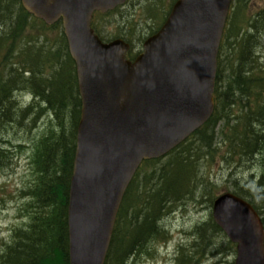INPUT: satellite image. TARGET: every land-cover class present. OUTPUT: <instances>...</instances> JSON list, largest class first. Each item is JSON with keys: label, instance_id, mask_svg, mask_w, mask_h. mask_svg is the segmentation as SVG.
I'll list each match as a JSON object with an SVG mask.
<instances>
[{"label": "water", "instance_id": "1", "mask_svg": "<svg viewBox=\"0 0 264 264\" xmlns=\"http://www.w3.org/2000/svg\"><path fill=\"white\" fill-rule=\"evenodd\" d=\"M127 0H20L47 26L61 21L75 66L80 119L69 183V264H104L122 199L142 161L165 156L212 115L217 54L230 0H177L133 62L122 40L103 43L95 12ZM212 218L236 244L234 264H264L256 212L226 194Z\"/></svg>", "mask_w": 264, "mask_h": 264}, {"label": "trees", "instance_id": "2", "mask_svg": "<svg viewBox=\"0 0 264 264\" xmlns=\"http://www.w3.org/2000/svg\"><path fill=\"white\" fill-rule=\"evenodd\" d=\"M174 1L163 0L158 12L150 10L158 20L156 30ZM101 16L95 15L92 23L101 40L120 37L132 49L139 48L143 39L138 38V44L131 41L134 36L128 29L123 32L117 28L112 35L102 32L103 26L97 25ZM247 21L245 16L242 23ZM257 21L251 22L256 29ZM260 24L259 28H264V19ZM239 29L237 26L234 42L225 43L224 38L219 49L215 111L193 136L195 142L204 144L196 146L191 139L164 161H147L140 166L122 201L105 264H127L144 244L140 237L165 234L159 217L168 204L192 196L195 190L204 192L202 188L208 183L197 161L201 159L205 166L214 162L219 149L213 145L218 137L220 147L226 148L223 161L254 162L255 156L264 154V66L253 54L255 46H247L250 43L245 35L240 39ZM17 93H29L35 102L22 108L16 101ZM79 108L74 66L59 25L47 27L33 19L19 0H0V133L17 122L35 128L37 121L50 116L45 132L34 144V180L25 205L28 222L13 231L9 243L1 245L0 264H68L66 205ZM0 143L5 142L0 139ZM3 153L4 145L0 146V156ZM261 196L264 202V193ZM207 231L219 230L209 220L196 227L194 234L204 238ZM185 255L180 251L177 260ZM187 257L191 260L193 256Z\"/></svg>", "mask_w": 264, "mask_h": 264}, {"label": "rangeland", "instance_id": "3", "mask_svg": "<svg viewBox=\"0 0 264 264\" xmlns=\"http://www.w3.org/2000/svg\"><path fill=\"white\" fill-rule=\"evenodd\" d=\"M162 2L163 0H130L120 10L101 16L97 22L98 28L103 26L102 32L106 31L105 33L110 35L114 34L117 28L123 32L128 29L130 34L134 36L131 41L138 44V38L144 39L149 36L153 29L156 30L158 20L155 13L154 17L152 16L150 10H157L156 12H158V7L162 5ZM235 4H239L237 0ZM252 12L254 20L257 19L262 23L264 0H249L246 13L251 14ZM245 16L244 14L243 17L245 18ZM258 21L256 23L259 27L261 24ZM233 25L239 26L238 20ZM243 31L245 40L250 43L247 46H252V48L255 46V55H258L259 62L264 66V30L260 34L259 41L254 36L253 29L249 30V33L246 29ZM120 34L122 35V33ZM17 98H20V94H17ZM49 119V117H44L39 122L37 121L35 128L31 125L25 126L26 122L22 125L17 122V124L7 125L2 129L3 133L0 138L8 142L0 143V146L4 145L5 149L11 151L9 152L11 153L9 163L6 164L7 161L5 162L0 158V240L3 244L10 241L13 231L18 228L22 229L26 225L27 220L24 216L27 217L28 213L24 204L29 201L27 189L34 179L29 166V157L34 143L45 132ZM219 141L220 138L218 137L216 145L219 150L213 163L205 166L201 159L197 161L199 172L201 170L203 175H207L216 187L210 195L215 192H224L225 189L232 190L235 185L234 181H236L237 188L248 190V193H255L252 196L257 199L259 206L253 199L247 198V200L264 213V202H262L261 196L264 193V154L255 156L254 162L244 161L240 165L226 166L219 162L226 151L225 147H220ZM195 144L202 146L204 141L195 142ZM3 155L9 156L7 153H3ZM201 165H203L202 168ZM250 177L252 178L250 179ZM199 191L195 190L192 196L189 195L168 204L165 212L159 217L162 230L167 231V235H150V239L140 237L144 244H140L137 252H133V257L127 264H173L172 261L176 259L174 254L181 248L184 249L185 252L183 253L186 255L198 259L197 264H232L234 262L233 249H230L227 239L222 235L213 231H207L204 238H199L197 233L192 235V230L194 231L195 227L207 222L211 214L206 196L201 197ZM168 240L170 241L168 242ZM2 251L0 254L3 253ZM179 264H189V261L186 259Z\"/></svg>", "mask_w": 264, "mask_h": 264}, {"label": "bare ground", "instance_id": "4", "mask_svg": "<svg viewBox=\"0 0 264 264\" xmlns=\"http://www.w3.org/2000/svg\"><path fill=\"white\" fill-rule=\"evenodd\" d=\"M137 252V251H136Z\"/></svg>", "mask_w": 264, "mask_h": 264}]
</instances>
